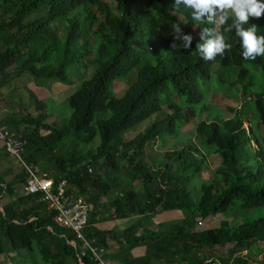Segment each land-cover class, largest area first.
<instances>
[{"label":"trees","instance_id":"1","mask_svg":"<svg viewBox=\"0 0 264 264\" xmlns=\"http://www.w3.org/2000/svg\"><path fill=\"white\" fill-rule=\"evenodd\" d=\"M190 12L174 6L173 0H0V90L24 76L70 83L71 68L89 74L70 93L72 115L65 126L45 123L43 109L37 116L27 112L21 118L7 117L0 126L25 141L24 162L67 180L78 195L93 202L86 235L105 250L115 242L119 252L108 255L117 262L131 257L137 247H145L147 256L169 259L166 264H234L232 256L244 252L247 256L235 264H254L250 258L264 252V56L243 59L230 9L218 14L226 16L224 24L218 17L216 23L193 21ZM173 23L180 25V33L171 30ZM252 25L257 35H264V13L249 17L244 27ZM206 28L220 32L230 46L210 61L195 48L203 43ZM186 34L192 36L187 50L182 47ZM234 51L241 67L234 65ZM216 67L235 77L241 99L248 101L237 113L197 122L196 143L166 150L150 165L148 146L176 139L185 119L196 120L210 109L213 86L223 83ZM253 69L261 72L260 86ZM110 74L115 80H132L129 97L113 94L107 84ZM97 98L105 101L101 109L94 104ZM100 114L106 117L96 120ZM143 124V132L124 137L127 129ZM70 137L86 145L98 139L97 148L87 155L66 152L63 144ZM178 143L177 138L173 146ZM128 153L134 164L125 173L120 156ZM210 163L215 164L210 179L197 183ZM26 181L24 170L8 183L0 179V255L36 248L48 264H80L74 234L54 223L47 203L38 201L41 194L19 198L30 203L28 208L2 204L7 192ZM112 193L117 196L109 219L134 221L124 229L102 230L103 201ZM165 212L183 216L157 225L155 218ZM216 216L224 224L209 230L204 240L195 228ZM244 224L250 228L237 232ZM215 251L231 256L217 260L202 255Z\"/></svg>","mask_w":264,"mask_h":264},{"label":"rangeland","instance_id":"2","mask_svg":"<svg viewBox=\"0 0 264 264\" xmlns=\"http://www.w3.org/2000/svg\"><path fill=\"white\" fill-rule=\"evenodd\" d=\"M232 56L234 59V65L236 67H241L242 65H241V61H240L238 54L234 51L232 53ZM252 72L257 74L256 84L260 86L263 83V77L261 75V72L255 69H253ZM214 73L217 74L218 80L223 83H221L220 86L218 85V88L216 84L215 86H213V90H215L216 93L212 94L208 99V101L209 100L211 101L210 109L205 113L204 116L198 117L196 120H186L185 119L183 121V123L180 126V135L177 136L178 141L180 139L181 143H178L176 147L173 146V144L175 143L177 139V138L175 139V137L173 138L167 137V138H164L163 140H160L157 144L148 146L147 151H146V157H147L146 160L150 165L153 166L154 164H157L160 161L161 154H163L166 150L181 148L187 143H196L195 142V127H196L197 122L201 120H207L212 115L216 117H226L229 112L237 113L238 107L242 106L244 103L248 101L247 98H245L244 100L241 99L242 94H243V92L239 90V87H241V84L235 85L236 84L234 83L235 77L233 78L232 75H230V72L228 71L225 72V69L222 67H216V69L214 70ZM68 75H69V78L71 79V82L69 83L70 84L69 93L68 92L67 93H61V92L55 93L52 97L50 96L48 98L46 97L44 99L45 101L41 103L42 108L45 112V110H47V108L49 107L48 102L51 101V107L54 108V112L56 113L58 117L51 116L52 115L51 114L48 117V122H49L48 124L53 125L52 119L57 118V120H60V121H58L57 124H55L54 126L59 127V128L65 126L67 124L68 119L72 115V110L68 106V99H69L70 93L76 90V88L81 84V82L83 81L85 77L89 76L87 71L85 70L80 71L74 68L73 69L71 68L70 70H68ZM107 84L108 86L111 87L114 95L121 96V97L122 96L129 97L131 95L132 80L131 81L129 79H126L123 81L115 80L114 75L110 74L107 79ZM258 86L254 87L253 89L254 92L259 91ZM50 98L51 100H49ZM46 99H48V101H46ZM104 103L105 101L103 98L94 99L95 106L99 107L100 109L104 107ZM251 103L252 101L244 106L243 112H246V110H248ZM3 106H6V103L3 101H0V109ZM27 107L28 109H25V110L19 109V112H21L20 114H18L19 118L27 114V112H30L33 115L37 116L39 114V110H41L40 108L36 109L34 106L30 105V103L27 104ZM0 116L2 115L0 114ZM104 117H106V115H103V114L97 115L96 120L99 118H104ZM44 120H46V118ZM144 129H145V124L136 125L135 128L127 129L124 133V137L126 139H131L136 134L143 132ZM263 129H264V126H263ZM0 144L4 145L1 140H0ZM97 145H98V139H96L92 144L86 145L83 143L75 142L73 137H70L67 140H65L63 144L66 152L75 151L82 155H87L90 152L92 153L95 152ZM130 156H131V153H128V155L125 158L123 156H120V160L122 161L123 171L125 173H127L133 167V164H134ZM261 156L262 158H264V155L261 154ZM154 161H156V163H154ZM214 166L215 164L210 163V166L207 167L199 176H197L196 182L198 183L199 181L210 179L212 175V168ZM39 167H41V165ZM43 167L50 168L49 165H43ZM91 168L92 169L98 168V165H91ZM22 171H23L22 167L17 160L10 158L6 154L5 151L1 153L0 155V179H3L5 182L8 183L12 179H14L16 176H18V174H20ZM122 179L125 183L127 184L130 183L128 179L126 178H122ZM23 185H24L23 183L19 182L9 192H7L2 204L5 205L9 202H15L18 204V206L28 208L30 206L29 202H26V203L19 202V198L22 196L21 188L23 187ZM131 186L135 188V190L138 192L141 190L140 186L137 183H132ZM116 196H117V193H112L103 201V204H104L103 205L104 206L103 215H105V218L109 221L115 219V218L109 219V217L112 215L111 214L112 209H110L111 208L110 206L112 202L114 201V199L116 198ZM195 199L198 200V197H196V195H195ZM86 201L89 203L90 206L91 204L93 205V202L89 200H86ZM182 216L183 214L181 212L160 213L156 218L158 221L157 225L166 224L169 222H175L179 220ZM129 223L118 222L117 226L119 227L121 226L123 227L122 229H124L127 227V224ZM223 224H224L223 217L221 216L209 217L199 222V224L197 225L195 229L202 234V238L204 240H207V232L213 228L221 227ZM249 228H250L249 224H244L237 229V232L244 233ZM259 232H262V231H259ZM202 255L211 256L212 258L217 259V260L219 258L229 259V257L231 256V254L227 252H223V251H215L214 255H210L208 252H204L202 253ZM242 256H247L246 252H244L243 255H241L240 253H235L231 258V263L235 264L236 262L239 261V259H241L240 257ZM263 258H264V252L260 254H254V256L250 258V260L254 264H259L263 260ZM131 259H132L131 257L123 258L119 260L117 264H137V263L142 264L144 263V261L140 262L138 260L134 262ZM154 260H158V261H154ZM166 260H169V259H166ZM166 260L165 258H162V257L148 256V261L150 262V264H153L151 263L152 261L154 262V264H166L165 263ZM20 262L21 264H48L41 260V257L36 248H34L33 250L22 251L17 256H14L13 254L0 255V264H18ZM217 264H220V263L217 262Z\"/></svg>","mask_w":264,"mask_h":264},{"label":"built area","instance_id":"3","mask_svg":"<svg viewBox=\"0 0 264 264\" xmlns=\"http://www.w3.org/2000/svg\"><path fill=\"white\" fill-rule=\"evenodd\" d=\"M0 140L8 156L17 160L27 174L21 194H41L38 201L47 203L46 210L53 214L54 223L74 234L80 264H117L95 238L86 235L91 206L85 198L78 195L67 180L40 172L34 164L24 162L22 151L25 141L10 133L6 127L0 126ZM91 171L89 168V172Z\"/></svg>","mask_w":264,"mask_h":264},{"label":"clouds","instance_id":"4","mask_svg":"<svg viewBox=\"0 0 264 264\" xmlns=\"http://www.w3.org/2000/svg\"><path fill=\"white\" fill-rule=\"evenodd\" d=\"M173 4L191 9L189 13L191 19L200 23H216L218 17V22L224 24L226 16L218 14L222 10L230 9L234 16L231 28L235 29L236 36L240 38L243 59L255 60L258 56H264V35H257L255 25L244 27L249 17L259 18L264 13V0H173ZM171 30L180 33V25L173 23ZM180 38L177 36V39ZM182 39L183 49H189L192 36L186 34ZM201 40L203 43H197L195 48L205 61L212 60L217 54L223 55L224 51L230 47L225 42L224 35L213 29H204L201 32Z\"/></svg>","mask_w":264,"mask_h":264},{"label":"crops","instance_id":"5","mask_svg":"<svg viewBox=\"0 0 264 264\" xmlns=\"http://www.w3.org/2000/svg\"><path fill=\"white\" fill-rule=\"evenodd\" d=\"M70 84L69 83H62L59 81H56L54 79H30L29 77H21L16 81H13L3 87L0 90V101H3L6 103V106H3L0 109V116L1 121L4 118L7 117H18L19 109L25 110L28 109L27 104L30 103V105L34 106L36 109H43L41 103L44 102L45 98L52 97L55 93H69L70 91ZM44 91V92H42ZM51 100V98L49 99ZM48 101V99H46ZM49 107L47 110H45V116L46 120H44L45 123L48 122V117L55 116L56 113L54 112V108L51 107V101L48 102ZM31 111V110H30ZM19 112V113H18ZM52 112V113H51ZM16 114V115H15ZM4 117V118H3ZM60 120H57V118L52 119L53 125L57 124V122ZM5 151L4 145L0 144V155L1 153ZM157 218V217H156ZM155 218V223L158 224L157 219ZM100 221L98 223V226L102 230H112L114 228L122 229L123 227H119L118 222H126L127 227L134 221V219H125V220H107L105 218V215H102L99 217ZM106 251L108 254H114L119 252V247L115 242H109ZM131 260L135 261H144L147 262V264H150L148 261V256L146 254V248L145 247H137L132 250L131 252ZM159 260V258H158ZM154 260V261H158ZM117 262V261H116ZM139 262V263H140ZM151 263L154 264L152 261ZM138 264V263H137Z\"/></svg>","mask_w":264,"mask_h":264},{"label":"water","instance_id":"6","mask_svg":"<svg viewBox=\"0 0 264 264\" xmlns=\"http://www.w3.org/2000/svg\"><path fill=\"white\" fill-rule=\"evenodd\" d=\"M245 99V98H244Z\"/></svg>","mask_w":264,"mask_h":264}]
</instances>
